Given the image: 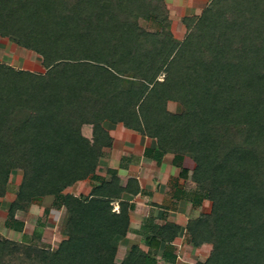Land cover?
I'll return each mask as SVG.
<instances>
[{
  "label": "trees",
  "instance_id": "trees-1",
  "mask_svg": "<svg viewBox=\"0 0 264 264\" xmlns=\"http://www.w3.org/2000/svg\"><path fill=\"white\" fill-rule=\"evenodd\" d=\"M226 3L211 0L183 17L188 30L178 40L164 28L163 0H0V32L40 53L46 67L0 63V195L10 171L21 170L8 204L18 231L16 211L34 198L52 196L65 209L55 248L37 225L28 241L0 238V264H155L137 244L118 259L129 223L120 197L134 192L131 182L65 191L91 176L111 146L105 119L155 138L156 158L193 154L194 167L180 175L196 184V202L212 206L187 231L192 245L213 244L194 264H264V0ZM139 17L160 27L143 30ZM168 99L185 109L168 111ZM176 229L158 233L169 243Z\"/></svg>",
  "mask_w": 264,
  "mask_h": 264
},
{
  "label": "crops",
  "instance_id": "crops-1",
  "mask_svg": "<svg viewBox=\"0 0 264 264\" xmlns=\"http://www.w3.org/2000/svg\"><path fill=\"white\" fill-rule=\"evenodd\" d=\"M102 126L112 137V144L105 147V153L100 158L95 172L85 180L75 183L77 185L73 193L87 194L94 186L102 181H110L114 177L117 178L118 185L122 187L128 186L131 182L134 192L123 190L120 197L122 201L128 203L129 215L127 233L122 242L126 246L121 250L123 251L121 257L127 248L137 244L148 256L155 257V264H179L178 258L181 256L173 249V244L181 245L175 240L181 242L185 238L188 232V221L206 212V201H209L207 198H202L196 202L194 200L195 184L187 186L186 184L190 181L180 175L181 166L193 168V164H188L187 155L189 154L179 158L166 153L156 158L154 156L157 155L155 138L127 128L120 122L113 123L107 119L102 121ZM165 158L169 159V163L165 164L162 161ZM174 163L176 166L173 165ZM86 181L88 187L83 190L80 186ZM31 203L28 208L31 207ZM112 204L113 210L118 211V200L112 201ZM17 211L20 212V210ZM172 224L177 226L178 233L167 243L158 233L159 228ZM15 231L18 232V230ZM154 237L162 242L157 249L148 244V241L153 240ZM167 251L174 255L172 262L165 256Z\"/></svg>",
  "mask_w": 264,
  "mask_h": 264
},
{
  "label": "rangeland",
  "instance_id": "rangeland-1",
  "mask_svg": "<svg viewBox=\"0 0 264 264\" xmlns=\"http://www.w3.org/2000/svg\"><path fill=\"white\" fill-rule=\"evenodd\" d=\"M210 1L211 0H163L165 4L164 8L168 14L167 17L170 20V25L164 28H167V31L174 38L182 40L186 36L188 30L186 23L183 22V17L199 15L202 13V10L210 4ZM247 1L248 0H243V3ZM225 2L228 3L229 0H225ZM234 2L238 5V0H234ZM232 7H234L233 3L230 8ZM227 8L229 7L227 6ZM136 21L143 30L150 31L160 27L158 23L152 19L147 20L143 17H139ZM9 35L10 34H3L0 32V63L16 69H25L38 73L45 72L46 67L43 64L42 55L31 48L16 43L12 38L8 37ZM124 80H128V78H124ZM166 107L168 111L174 113L182 112L185 109L182 103L175 99H168ZM186 154H189L187 155L189 158L188 164H193L194 167L195 162L193 154L190 152ZM162 161H164L165 164L169 163L168 158ZM173 165L176 166L175 163ZM20 179L21 170H11L7 179V189L4 191L3 195H0V238L15 239V237H20V239L28 241L30 240L29 237L31 233L35 230V226L37 231V225H40V230L37 232L40 234L41 239L46 243H50V245L55 248L64 237V235L61 234V230L65 209L55 206L52 196L34 198L30 208L25 209L24 212L23 210L20 212L16 211L18 220H23L24 224L22 225V230L18 232L15 231L13 227L14 222L8 214V204L15 198V192ZM188 181L190 182L186 184L187 186H193L195 184L191 182V180ZM82 184L80 188L86 190L88 182L86 181L84 185ZM76 185L77 184H74L68 189L66 188L65 191L71 190L75 192ZM194 186H196V184ZM211 204L212 202L210 200L206 201L205 213L211 211ZM29 206L30 205H28V207ZM203 209L205 208L203 207ZM40 222L43 224L41 225ZM189 238L190 233L187 232V235L181 242L175 240L176 243L181 244L180 246L173 244V249L181 256L178 258L179 264H194L196 262L205 261L213 249V244L205 240L197 245H192ZM125 246L126 245L120 242L118 243V259L121 257L123 252L121 250H123Z\"/></svg>",
  "mask_w": 264,
  "mask_h": 264
}]
</instances>
